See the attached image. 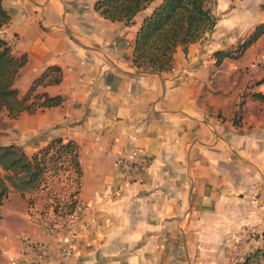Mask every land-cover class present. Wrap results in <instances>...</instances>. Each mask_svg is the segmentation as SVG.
Masks as SVG:
<instances>
[{
    "label": "crops",
    "instance_id": "0c3cea01",
    "mask_svg": "<svg viewBox=\"0 0 264 264\" xmlns=\"http://www.w3.org/2000/svg\"><path fill=\"white\" fill-rule=\"evenodd\" d=\"M95 1L1 0L8 20L0 37L25 56L14 86L24 94L56 66L59 82L38 91L61 102L8 118L13 136L0 145L31 155L57 138L74 141L81 169L74 197L86 208L73 254L35 263L25 245L46 238L34 212L49 208L42 190L9 187L0 202V264L244 257L264 230V33L218 64L213 53L233 50L264 21V0H210L211 30L185 52L177 47L171 68L158 74L137 72L132 51L140 21L159 0L129 24L101 17ZM142 152L150 160L143 181L119 188L115 159Z\"/></svg>",
    "mask_w": 264,
    "mask_h": 264
},
{
    "label": "trees",
    "instance_id": "16d2710c",
    "mask_svg": "<svg viewBox=\"0 0 264 264\" xmlns=\"http://www.w3.org/2000/svg\"><path fill=\"white\" fill-rule=\"evenodd\" d=\"M152 1L96 0L94 10L106 20L129 24L132 21H126V18L144 9ZM209 1L159 0L142 18L136 30L132 51L134 67L167 72L172 66L173 53L177 47L185 52L188 45L200 40L213 27L216 18L207 7ZM260 9L264 11V2ZM7 20L8 14L0 0V27ZM263 33L264 21L256 24L233 50L215 51V63L218 64L224 57L237 56ZM24 63L25 56H14L10 46L0 37V115L9 119L16 118L22 111L33 113L37 108H48L61 102L59 96H48L38 91V87L59 82L61 73L56 66H48L31 82L24 94L19 93L14 81ZM58 170L69 171L75 187L68 194V203L50 205L43 200V206H52L53 212L57 209L67 211L73 206L81 175L78 145L72 140L63 142L57 138L31 155H27L16 144L0 145V202L9 187L20 191L47 189L46 174ZM32 202L29 199V203ZM241 264H264V230L261 244L246 254Z\"/></svg>",
    "mask_w": 264,
    "mask_h": 264
},
{
    "label": "built area",
    "instance_id": "2783aa9c",
    "mask_svg": "<svg viewBox=\"0 0 264 264\" xmlns=\"http://www.w3.org/2000/svg\"><path fill=\"white\" fill-rule=\"evenodd\" d=\"M149 161L146 152L130 158L117 157L115 163L118 166L119 188L129 183L142 182ZM85 208V204L74 198L73 206L67 211L57 209L56 212H53L52 209H48L34 212L46 234L45 239L29 241L25 245L35 263L48 258L66 259L73 254ZM233 240L235 244L239 243V238L234 237ZM244 257L237 253L230 254L228 256L229 264H241Z\"/></svg>",
    "mask_w": 264,
    "mask_h": 264
},
{
    "label": "rangeland",
    "instance_id": "374dc122",
    "mask_svg": "<svg viewBox=\"0 0 264 264\" xmlns=\"http://www.w3.org/2000/svg\"><path fill=\"white\" fill-rule=\"evenodd\" d=\"M207 7L209 8V10H213L214 7L213 3L209 5L207 4ZM237 43L235 45H237ZM10 126H11V121H9L8 118H6L4 115H0V143H5L9 141L8 139L13 136L11 135L9 129L11 131H13L14 129H12ZM50 164L51 161L48 162L49 166ZM64 166H67V164L64 163ZM46 177L48 178L47 179L48 183L46 187L47 189L42 190L39 196L42 202V206H43V200L47 201V203H49L50 205H54L57 202H60L62 204L64 202L68 203L69 202L68 194L72 190H74L75 187V184L72 181V174L69 171H59V170L56 172L49 171L46 174ZM48 208L50 209L52 208V206H49ZM48 208L46 207V209Z\"/></svg>",
    "mask_w": 264,
    "mask_h": 264
},
{
    "label": "water",
    "instance_id": "95a60500",
    "mask_svg": "<svg viewBox=\"0 0 264 264\" xmlns=\"http://www.w3.org/2000/svg\"><path fill=\"white\" fill-rule=\"evenodd\" d=\"M131 17H132V16H128V17L126 18V21H129V20L131 19ZM137 72H139V73L148 72V73H156V74H158V72H156V71L145 70V69H139V70H137Z\"/></svg>",
    "mask_w": 264,
    "mask_h": 264
}]
</instances>
